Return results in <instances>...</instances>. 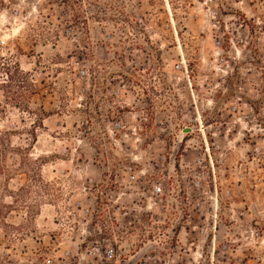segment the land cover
I'll return each instance as SVG.
<instances>
[{
	"label": "rangeland",
	"instance_id": "obj_1",
	"mask_svg": "<svg viewBox=\"0 0 264 264\" xmlns=\"http://www.w3.org/2000/svg\"><path fill=\"white\" fill-rule=\"evenodd\" d=\"M0 264H264V0H0Z\"/></svg>",
	"mask_w": 264,
	"mask_h": 264
},
{
	"label": "water",
	"instance_id": "obj_2",
	"mask_svg": "<svg viewBox=\"0 0 264 264\" xmlns=\"http://www.w3.org/2000/svg\"><path fill=\"white\" fill-rule=\"evenodd\" d=\"M185 131H186V132H187V131H191V128H186V130H185Z\"/></svg>",
	"mask_w": 264,
	"mask_h": 264
},
{
	"label": "built area",
	"instance_id": "obj_3",
	"mask_svg": "<svg viewBox=\"0 0 264 264\" xmlns=\"http://www.w3.org/2000/svg\"><path fill=\"white\" fill-rule=\"evenodd\" d=\"M108 252L112 253V251H111V250H110V251H108Z\"/></svg>",
	"mask_w": 264,
	"mask_h": 264
}]
</instances>
